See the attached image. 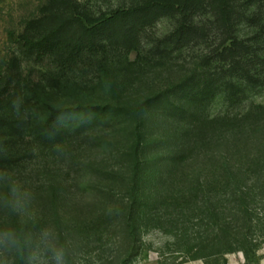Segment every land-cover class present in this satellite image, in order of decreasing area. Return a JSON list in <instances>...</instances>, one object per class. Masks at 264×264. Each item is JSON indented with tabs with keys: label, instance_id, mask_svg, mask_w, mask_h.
<instances>
[{
	"label": "rangeland",
	"instance_id": "obj_1",
	"mask_svg": "<svg viewBox=\"0 0 264 264\" xmlns=\"http://www.w3.org/2000/svg\"><path fill=\"white\" fill-rule=\"evenodd\" d=\"M52 1L0 0V79L9 77L11 86L18 87L25 74L32 80L46 69L26 58L21 38L26 29L35 27V20L53 11ZM79 1L99 12L137 0ZM250 1L249 16L233 35L243 43L234 70H227L223 61L227 60L216 56L230 41L212 27L208 36L176 48L172 58L156 56L129 68L127 84L118 87L117 96L87 72L73 74L61 89H50L51 103L57 107L112 104L130 110L109 127L89 132L84 140L74 139L58 152L19 153L16 165L0 171V264H55L53 243L63 249L64 264H119L129 243L125 222L133 207L132 166L139 147H143L140 160L146 179L138 185L135 202L139 250L128 264L222 263L212 257L199 259L194 251L180 252L179 247L187 237H195V243L208 239L199 218L213 203L206 191L211 186L208 175L216 168L212 160L224 158L233 174L240 170L244 187L259 186L264 180L263 168L251 166L255 159L264 158V118H244L253 103H264V44L256 33L264 22V0ZM172 28L170 17L157 20L141 32L140 50L164 52L163 39ZM136 55L132 51L129 61ZM204 71H221L222 77L238 84L237 99L229 101L218 92L203 113L209 117L206 122L200 120L193 127L155 103L160 93ZM133 110H141L144 117L140 140L135 136L138 125ZM177 154L186 158L178 167ZM181 172L197 177L199 184L182 181ZM197 188L205 191L203 195L195 193ZM225 257L227 264H247L241 251ZM250 264H264V244Z\"/></svg>",
	"mask_w": 264,
	"mask_h": 264
},
{
	"label": "trees",
	"instance_id": "obj_2",
	"mask_svg": "<svg viewBox=\"0 0 264 264\" xmlns=\"http://www.w3.org/2000/svg\"><path fill=\"white\" fill-rule=\"evenodd\" d=\"M51 3L53 11L35 20V27L26 29L21 38L26 58L33 59L46 69L40 77L32 80L25 74L18 87L10 85L9 77L0 79V171L5 166L16 165L19 153L21 156L33 150L58 152L74 139L84 140L89 132L109 127L110 123L126 113L125 110H130L128 106L112 104L55 106L51 103L53 94L50 89L63 88L73 74H93L108 93L115 94L120 85L127 84L124 78L129 68L140 67L156 56L162 60L172 58L176 48L208 36L212 27L216 31L219 29L230 41L216 56L227 60H223L224 64L228 63L227 70H234L240 61L238 50L243 43L233 35L238 24L248 18L246 11L251 5L250 0H137L107 11L94 12L85 8L79 0H53ZM254 15L257 17V14ZM164 16L173 20L172 30L163 39L164 52L156 55L152 48L145 52L140 50L141 32ZM256 33L264 44V22L259 24ZM174 44L176 46L172 47ZM134 50L137 55L129 61V55ZM240 67L245 68L243 64ZM221 74V71L194 73L177 86L157 95L154 101L177 121H184L193 127L200 120L204 123L209 117H203V113L218 92L229 101L237 99L238 84ZM253 82L250 81V85ZM140 112L132 111L138 125L137 140L143 136L144 117ZM251 116L264 118V103H253L248 107L244 118ZM188 130L185 134L190 135ZM136 144L140 146L139 142ZM139 149V154H134L135 164L132 166L135 172L132 177L133 207L125 222L129 243L119 264H128L139 250L135 202L138 185L144 176L146 179L143 161L140 160L143 147ZM184 158L185 154H177L175 166H180ZM221 159L210 162L216 168L207 177L211 186L206 191L211 194L213 203L211 210L208 208L205 215L199 218L209 232L208 239L200 238L195 243V237H187L179 251H194L199 259L206 261L212 257L215 263L222 259L221 264H227L226 254L241 251L246 263L250 264L264 244V180L259 186L244 187L239 177L242 174L240 170L237 174L229 172L231 164ZM261 159H255L251 166L264 170V158ZM238 167L242 169V165ZM179 177L184 182L197 185L200 181L186 172H181ZM204 192L199 188L195 191L202 195ZM257 202L262 203L261 206ZM21 245L24 248L25 244ZM206 264L211 262L206 261Z\"/></svg>",
	"mask_w": 264,
	"mask_h": 264
},
{
	"label": "clouds",
	"instance_id": "obj_3",
	"mask_svg": "<svg viewBox=\"0 0 264 264\" xmlns=\"http://www.w3.org/2000/svg\"><path fill=\"white\" fill-rule=\"evenodd\" d=\"M45 241H49V234H44ZM52 251H53V259L55 264H64V254L62 248H56L55 244H52Z\"/></svg>",
	"mask_w": 264,
	"mask_h": 264
}]
</instances>
